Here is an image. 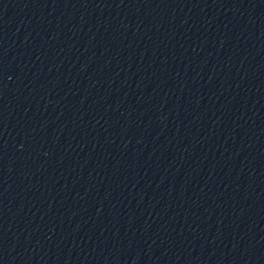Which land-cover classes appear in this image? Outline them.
Listing matches in <instances>:
<instances>
[{"label": "water", "instance_id": "1", "mask_svg": "<svg viewBox=\"0 0 264 264\" xmlns=\"http://www.w3.org/2000/svg\"><path fill=\"white\" fill-rule=\"evenodd\" d=\"M0 264H264V0H0Z\"/></svg>", "mask_w": 264, "mask_h": 264}]
</instances>
